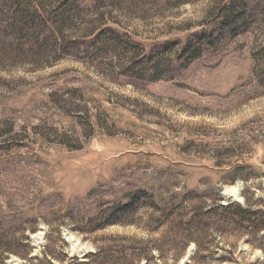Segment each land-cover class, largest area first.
<instances>
[{
  "label": "rangeland",
  "instance_id": "374dc122",
  "mask_svg": "<svg viewBox=\"0 0 264 264\" xmlns=\"http://www.w3.org/2000/svg\"><path fill=\"white\" fill-rule=\"evenodd\" d=\"M33 1L0 45V264H264V0H76L61 33ZM194 32L188 65L127 70Z\"/></svg>",
  "mask_w": 264,
  "mask_h": 264
},
{
  "label": "trees",
  "instance_id": "16d2710c",
  "mask_svg": "<svg viewBox=\"0 0 264 264\" xmlns=\"http://www.w3.org/2000/svg\"><path fill=\"white\" fill-rule=\"evenodd\" d=\"M78 5L76 0H66L63 4H58L55 8L50 10V14L53 18H55V30H57L59 33H61L62 26L68 23H72L73 19L71 16H67L66 18L59 20L64 16L67 12L77 10ZM14 12H12L11 7H14ZM34 1L33 0H0V45L2 48L7 46L9 34L10 31H15L18 34H21L23 32L24 28L29 29L31 27V22L35 21L34 15L32 14V10L34 7ZM225 8L227 6H224ZM225 14L232 12L231 8H226ZM11 12L12 13V20L10 22L6 21V13ZM36 12V10H35ZM236 24V21H223L224 25H231ZM53 24V21L52 23ZM119 33L110 27H105L104 29H100L97 34L92 36V38L82 41H76L75 39H71L65 46L66 51H76L81 54L89 52H92L90 49L99 51L102 46H109L111 44L113 45H119L122 44L121 38H119ZM37 41L38 36H37ZM36 41V42H37ZM32 42V41H30ZM28 43L20 44L17 47L19 48H25ZM211 42V34L210 32H194L191 37H189L185 42H176L171 41L167 42L164 45H161L162 47L155 51L154 55H150L149 57H146V54L142 56V61L138 60L135 63L128 67L127 70L133 71L136 75H148L152 79H160L163 76V67L164 65H168V68H171V65L174 61L177 63L186 66L191 61L199 57L202 53V50L204 49V44ZM39 43V42H38ZM182 43V45L180 44ZM83 44V45H82ZM36 45L35 42H32L31 48L34 50V46ZM82 45V46H81ZM38 46V45H36ZM123 46V45H122ZM133 47L125 48L124 50H128L130 53H135L136 57L141 53V50L138 45H132ZM125 47V46H123ZM63 51V54L66 52ZM94 52V51H93ZM144 59V60H143ZM145 59H147L145 61ZM138 62V63H137ZM147 66L152 68L151 71L147 69ZM152 72V73H151ZM263 174H264V168H263ZM242 196L244 197L245 204L244 206H238V209L242 213H249V214H255L260 212L259 209H255L253 207H257V203L255 201H252V194L250 193V190L248 188H244L242 191ZM126 208V206H121ZM223 207V206H222ZM226 207H230V205H227ZM224 208V207H223ZM253 208V209H252ZM122 210V209H121ZM254 226L259 229L260 225L257 224L255 221H252Z\"/></svg>",
  "mask_w": 264,
  "mask_h": 264
},
{
  "label": "water",
  "instance_id": "95a60500",
  "mask_svg": "<svg viewBox=\"0 0 264 264\" xmlns=\"http://www.w3.org/2000/svg\"><path fill=\"white\" fill-rule=\"evenodd\" d=\"M238 187H239V185H238ZM223 192H224V193H227V192H228V191H227V188H224V189H223ZM234 196H235V195H234ZM240 197H241V196H240ZM235 198H236V199H239V194H237V196H235ZM242 199H243V198H242ZM189 254H190V252H189ZM188 257H189V256H188ZM188 257H187V259H188Z\"/></svg>",
  "mask_w": 264,
  "mask_h": 264
},
{
  "label": "bare ground",
  "instance_id": "6f19581e",
  "mask_svg": "<svg viewBox=\"0 0 264 264\" xmlns=\"http://www.w3.org/2000/svg\"><path fill=\"white\" fill-rule=\"evenodd\" d=\"M233 189H230V191H232ZM234 191V190H233Z\"/></svg>",
  "mask_w": 264,
  "mask_h": 264
}]
</instances>
